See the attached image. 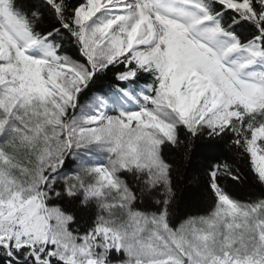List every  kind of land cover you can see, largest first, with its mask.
Masks as SVG:
<instances>
[{"label": "snow or ice", "instance_id": "1", "mask_svg": "<svg viewBox=\"0 0 264 264\" xmlns=\"http://www.w3.org/2000/svg\"><path fill=\"white\" fill-rule=\"evenodd\" d=\"M0 264H264V0H0Z\"/></svg>", "mask_w": 264, "mask_h": 264}, {"label": "trees", "instance_id": "2", "mask_svg": "<svg viewBox=\"0 0 264 264\" xmlns=\"http://www.w3.org/2000/svg\"><path fill=\"white\" fill-rule=\"evenodd\" d=\"M207 141L199 142V146L194 148V155L190 162H184L172 153V158L176 161L177 174L175 177L177 185L180 187V195L183 199L184 210H189L191 207V200L194 192L203 185L205 179V172L212 162L218 159L229 158L241 169L242 173L247 172L244 163L235 161L234 158L228 156L226 149L222 144L214 150H209L206 145ZM193 175H199L201 185L191 183ZM220 183L224 190L236 198H243L249 193V186L247 182L233 181L230 177H221Z\"/></svg>", "mask_w": 264, "mask_h": 264}]
</instances>
